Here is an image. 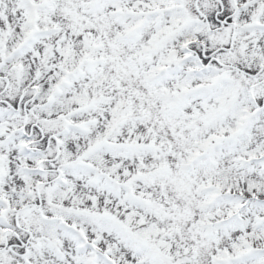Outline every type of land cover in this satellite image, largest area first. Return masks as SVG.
Wrapping results in <instances>:
<instances>
[{
	"label": "snow or ice",
	"instance_id": "1",
	"mask_svg": "<svg viewBox=\"0 0 264 264\" xmlns=\"http://www.w3.org/2000/svg\"><path fill=\"white\" fill-rule=\"evenodd\" d=\"M0 264H264V0H0Z\"/></svg>",
	"mask_w": 264,
	"mask_h": 264
}]
</instances>
